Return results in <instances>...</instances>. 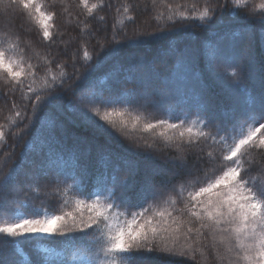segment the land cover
Masks as SVG:
<instances>
[{
	"label": "snow or ice",
	"instance_id": "obj_1",
	"mask_svg": "<svg viewBox=\"0 0 264 264\" xmlns=\"http://www.w3.org/2000/svg\"><path fill=\"white\" fill-rule=\"evenodd\" d=\"M159 3L141 9L128 0L116 8L133 24L129 13L156 10L154 28L145 21L97 37L85 25L83 60L93 61L86 45L96 37L94 63L79 64L65 48L49 52L40 69L25 55L31 40L24 34L57 43L56 20L69 5L0 0V76L21 100L8 118L13 143L0 126V217H7L0 264H146L153 255L197 261L205 232L222 246L220 264H264V0H204L180 12L165 5L167 15ZM80 4L93 18L111 7ZM193 24L213 37L195 43L192 33L182 34ZM158 60H171L168 75L145 79L141 69ZM149 106L173 112L153 121L140 111ZM80 127L91 139L74 134ZM68 155L75 174L56 167ZM76 182L84 187L72 211L20 214L33 186L62 191ZM21 243L36 245L37 258Z\"/></svg>",
	"mask_w": 264,
	"mask_h": 264
},
{
	"label": "trees",
	"instance_id": "obj_2",
	"mask_svg": "<svg viewBox=\"0 0 264 264\" xmlns=\"http://www.w3.org/2000/svg\"><path fill=\"white\" fill-rule=\"evenodd\" d=\"M66 4L69 5V12L64 13L58 16L56 20V24L58 26L59 31L62 33L57 39V43L52 44L50 47L46 43H41L39 38L36 36L35 32H26L24 34L25 40H31V48L27 49L25 55L30 57V62L33 65H38L40 69L48 67L46 65L45 57H48L49 52L62 51L65 48H68L71 53H74L78 58L79 64L84 63H94L95 62V52L93 51L92 45L96 42V37H93L90 42L86 45V50L93 54V61L85 62L83 60V50H84V42L82 33L86 30L85 25L88 26V31H93L96 33V36H103L105 33H111L113 28L117 32L122 29H127L131 32L132 28L137 25L147 21V24L155 27V22L152 20V16L155 14L156 10L152 11H139L137 13H129L128 15H136V23L133 24L130 22L122 9L120 12L116 11V8L120 5L128 2V0H105L106 3H110L111 7H106L104 11L98 12L95 15V18L89 17L86 15L85 10L80 4V0H65ZM139 3L141 9L145 4H148L151 7V0H136ZM204 0H160L158 5V11L164 12L165 15L169 14L165 5H171L172 9L175 12L191 10V5L193 3L203 4ZM257 3L260 0H256ZM97 3V0H89V4ZM103 17V19H101ZM227 19V18H225ZM2 23V21H0ZM15 23L19 24L20 21L17 20ZM25 29H28V25H24ZM192 33L193 41L195 43H199L200 41H207L208 38L213 37L212 32H204L199 27H196L194 24L184 29V33ZM23 47V45H22ZM149 55H155V53H150ZM50 58V57H49ZM59 60L64 61L67 59L66 56H59ZM53 72H58V65L50 66ZM172 68L171 60L163 61L158 60L155 65H153L150 69L144 68L141 69L142 75L145 79L150 77H154L158 74H162L167 76L169 70ZM82 71L84 69H81ZM71 71V69H69ZM107 69L101 70L97 75L99 76V80L101 82V86L107 84V79L103 75ZM40 75H43V71H40ZM172 78L182 79V73L178 71L172 72ZM134 85L129 83L127 87L131 88ZM12 85L9 84L2 76H0V126H4V131L6 132V136L8 137V143L11 144L14 140L11 138V131L14 130V126L10 123L9 117H14L15 111L19 110L13 107V102L17 105L21 103L20 93L17 91L15 94L11 92ZM219 89L214 88V93H218ZM144 116L148 117L150 120L155 121L156 119L161 118H169L170 114L173 112L172 108H169L167 112L156 108L155 106H149L146 110L140 109ZM194 118V117H193ZM19 120L20 118H16ZM175 122V120L173 121ZM200 125L197 124L196 128H199ZM75 135L84 137L87 139H91V131L80 127L77 129H73ZM148 139L151 137L145 133L144 134ZM27 139V138H26ZM22 151V145L16 149V158L19 159V153ZM174 151V149L172 150ZM216 154H218V149L216 150ZM256 159L259 160V154H254ZM163 160H157L156 164L162 165ZM4 158L0 157V167H3ZM75 165L76 161L71 156H65L63 159H60L56 163V167L60 170L69 173L75 174ZM12 166L9 163L8 167ZM7 169H5L6 171ZM69 185H72L74 182L69 181ZM62 191H58L56 186H49L46 188H42L40 186H33L31 190V194L27 197L28 203L22 208V215L31 216L33 213H38L39 215L44 214H59L63 211H72L74 207V200L79 198L77 196V191L83 190V184L76 182L75 189H69L64 186ZM39 188V191L37 189ZM20 199H24L25 197L21 196ZM66 202V203H65ZM135 210V209H134ZM7 217H0V222ZM53 238H41V241L45 247H54L55 243H49ZM57 242H59L57 240ZM198 248L197 252V261H192L187 257H171L167 255H153L146 264H220V261L217 259V248L219 247L222 251V246L218 243L214 246L213 239L211 235L205 232L204 237H202L199 243L196 245ZM20 247H22L26 253H28L31 259H36L38 253L36 251V245L34 244H24L21 243ZM39 255H42L39 254Z\"/></svg>",
	"mask_w": 264,
	"mask_h": 264
},
{
	"label": "rangeland",
	"instance_id": "obj_3",
	"mask_svg": "<svg viewBox=\"0 0 264 264\" xmlns=\"http://www.w3.org/2000/svg\"><path fill=\"white\" fill-rule=\"evenodd\" d=\"M41 238H48V237H41Z\"/></svg>",
	"mask_w": 264,
	"mask_h": 264
}]
</instances>
